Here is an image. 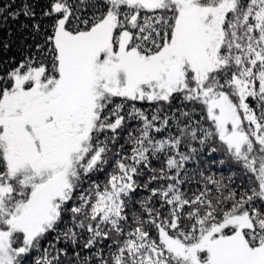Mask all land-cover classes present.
I'll use <instances>...</instances> for the list:
<instances>
[{"label": "snow or ice", "instance_id": "1", "mask_svg": "<svg viewBox=\"0 0 264 264\" xmlns=\"http://www.w3.org/2000/svg\"><path fill=\"white\" fill-rule=\"evenodd\" d=\"M0 264H264V0H0Z\"/></svg>", "mask_w": 264, "mask_h": 264}]
</instances>
